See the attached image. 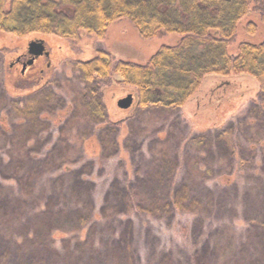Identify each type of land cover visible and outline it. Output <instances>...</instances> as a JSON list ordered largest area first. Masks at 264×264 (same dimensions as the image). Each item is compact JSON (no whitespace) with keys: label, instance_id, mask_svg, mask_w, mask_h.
I'll list each match as a JSON object with an SVG mask.
<instances>
[{"label":"rangeland","instance_id":"rangeland-1","mask_svg":"<svg viewBox=\"0 0 264 264\" xmlns=\"http://www.w3.org/2000/svg\"><path fill=\"white\" fill-rule=\"evenodd\" d=\"M107 36L105 41H96L83 35L75 46L56 36L33 34L18 39L0 33V118L5 126L13 130L17 122L26 123L24 102L33 96L29 89L34 83L30 82L43 78V82H53L39 99L46 101L50 95L38 115L40 127L31 133L27 127L16 136L9 134L10 139L38 137L30 143L32 154L51 151L53 163H44L42 157L26 159L23 153L21 167L15 161L16 147L10 150L12 158L1 157L0 150V174L8 177L19 170L29 185L23 199L18 186L0 187V200L11 201V208L19 213L23 223L17 229L45 201L51 202L55 214L71 213L69 219H59L58 225H65L63 232L96 222L90 240L97 250L89 251L80 262L72 257L75 247L66 248L58 235L50 252L43 247L49 254L31 256L4 232L0 264H113L110 257L117 246L125 264H264V96L256 104H246L224 128L209 131L204 142L192 145L188 141H197L200 131L180 109H138L123 128L111 125L130 111L118 108L129 89L111 83L103 89L102 98L108 123L99 128L96 121L101 119L91 113H70L69 107L79 109L76 104L87 86L79 79L75 62L92 58L100 49L141 61L163 44L178 41L176 35L145 41L127 20L112 25ZM37 39L47 41L50 58L38 59L23 75L21 66L13 63ZM11 101L20 102L22 112L13 111ZM112 129L122 130L114 133ZM93 131L98 132L93 135ZM6 139H0L2 150ZM61 164L73 170L59 178L64 169ZM175 174L177 188L188 187L201 203L194 214L164 219L123 207L126 191L143 195L158 191ZM53 249L58 256L52 255Z\"/></svg>","mask_w":264,"mask_h":264},{"label":"trees","instance_id":"trees-1","mask_svg":"<svg viewBox=\"0 0 264 264\" xmlns=\"http://www.w3.org/2000/svg\"><path fill=\"white\" fill-rule=\"evenodd\" d=\"M123 20L130 21L145 41L172 35L178 41L173 45L163 44L152 57L141 61L117 57L111 49H100L88 60L78 59L74 69L87 86L76 104L79 109L69 107L70 113L79 110L91 113L101 119L96 122L102 127L108 123L103 89L116 83L129 89L127 92L135 101L128 114L111 125L123 128L138 109H180L200 131L197 141H188L196 145L204 142L209 131L224 128L227 120L240 113L246 104H256L264 96V0H0V33L18 39L33 34L56 36L75 46L81 43L83 35L105 41L112 25ZM44 80L30 82L34 83L29 89L33 96L24 102L26 123L17 122L12 130L0 118V139L8 138L2 140L1 157L12 158L10 150L16 147L14 157L18 155L15 161L21 167L23 153L26 159L42 157L44 163L51 160V151L39 156L32 154L34 146L30 143L38 137L10 139L9 136H16L27 127L29 133L40 127V111L50 101V95L46 101L39 99L53 85ZM19 103L10 102L13 111L22 112ZM29 122L32 125L26 126ZM117 130L122 129L111 131ZM94 132L98 131H93V135ZM61 166L64 169L59 178L73 170L72 166ZM19 172L16 170L8 177L0 174V187L18 186L24 192L23 199L27 195L24 189L29 185L25 182L26 175ZM161 184L165 188L144 195L126 191L123 207L135 214L164 219L180 214L188 216L200 209L201 203L188 187L177 188L176 174L169 175ZM9 202L0 200V235L5 232L14 239L13 243L24 245V253L49 254L43 249L47 247L50 252L58 235L66 248L75 247L72 257L80 262L89 256V251L96 253L90 240L96 222L92 225L87 221L84 227L78 224L73 231L63 232L65 225H58L59 219H69L71 213L62 210L55 214L51 202L45 201L35 209L38 215L33 213L17 229L16 225L23 222ZM92 215L95 221L97 215ZM116 249L110 257L115 261L113 264H125ZM56 252L53 249L52 255L58 256Z\"/></svg>","mask_w":264,"mask_h":264},{"label":"flooded vegetation","instance_id":"flooded-vegetation-1","mask_svg":"<svg viewBox=\"0 0 264 264\" xmlns=\"http://www.w3.org/2000/svg\"><path fill=\"white\" fill-rule=\"evenodd\" d=\"M34 41H38V42H43V44H44V50H45V52H44V54L43 55H41V56H36V55H32L31 53H30V51H29V49H30V44L28 45V47L25 49V50H23L24 51V53L22 54V55H20L19 57H17L16 58V60H15V63H13L14 64V66H16L17 64L18 65H20L21 66V70L24 68V65H27V67H26V70H27V68L29 69V68H34V64H35V62L38 60V59H40V58H44V60L46 59H49L50 58V50H48L47 49V41L46 40H42V39H37V40H34ZM34 41H32V43L34 42ZM34 61V63H33V65H31V66H29V63L31 62V61ZM13 64H12V66L11 67H13L14 68V66H13ZM16 64V65H15ZM25 70V71H26ZM23 74V73H22ZM24 75V74H23Z\"/></svg>","mask_w":264,"mask_h":264},{"label":"water","instance_id":"water-1","mask_svg":"<svg viewBox=\"0 0 264 264\" xmlns=\"http://www.w3.org/2000/svg\"><path fill=\"white\" fill-rule=\"evenodd\" d=\"M30 53L32 55H36V56H41L44 54L45 50H44V44L43 42H37L34 41L33 43L30 44ZM34 63V61L32 60L29 65H32ZM27 65H24V68L22 70V72L24 73V70L26 69ZM134 99H133V95H128L124 98H122L119 103H118V107L119 109H123V110H127L130 109L131 106L133 105Z\"/></svg>","mask_w":264,"mask_h":264}]
</instances>
